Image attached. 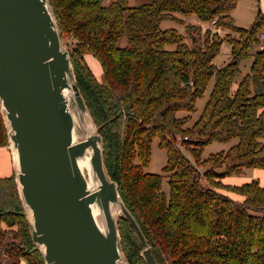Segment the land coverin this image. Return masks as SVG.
Returning <instances> with one entry per match:
<instances>
[{"label": "trees", "instance_id": "trees-1", "mask_svg": "<svg viewBox=\"0 0 264 264\" xmlns=\"http://www.w3.org/2000/svg\"><path fill=\"white\" fill-rule=\"evenodd\" d=\"M107 1L48 0L102 137L107 174L156 264H264V187L222 181L264 168V14L241 28L231 16L237 0ZM192 14L207 28L186 24L188 42L176 29L160 28L164 20L184 25L181 16ZM218 30L238 36L221 38ZM222 40L231 45V60L216 67ZM87 56L99 65L98 77ZM248 57L250 71L234 88ZM154 139L166 153L160 174L146 171ZM232 139L226 151L202 158L210 143ZM6 146L0 108V147ZM117 227L124 259L146 264L128 222L119 218ZM23 262L45 264L12 174L0 177V264Z\"/></svg>", "mask_w": 264, "mask_h": 264}, {"label": "water", "instance_id": "water-1", "mask_svg": "<svg viewBox=\"0 0 264 264\" xmlns=\"http://www.w3.org/2000/svg\"><path fill=\"white\" fill-rule=\"evenodd\" d=\"M0 108L23 215L44 263L128 264L117 227L123 218L145 263L156 264L107 174L102 137L48 0H0ZM75 130L81 134L78 141ZM87 151L96 182L92 188L78 166Z\"/></svg>", "mask_w": 264, "mask_h": 264}, {"label": "rangeland", "instance_id": "rangeland-1", "mask_svg": "<svg viewBox=\"0 0 264 264\" xmlns=\"http://www.w3.org/2000/svg\"><path fill=\"white\" fill-rule=\"evenodd\" d=\"M107 0H104V3H107ZM135 3L134 0H130V4ZM258 11H260L262 14H264V0H237L236 5L234 9L231 11V16L233 18L234 24L237 27L241 28H249L255 19V16L257 15ZM180 16V15H178ZM184 18V25L177 23L173 20H164L160 23L161 29H169L174 28L176 29L180 34L185 36L186 41L188 42V36L186 35L185 31V25L186 24H200L203 29H206L207 26L204 24H201L199 19L196 15H188V16H181ZM213 27H211L212 29ZM213 30V29H212ZM203 32V31H202ZM201 32V33H202ZM218 34L223 38L224 35H228L230 37L238 36L237 33L234 31H227V30H218ZM231 45L225 41L222 40V43L219 48V52L217 55L213 58V64L216 67H222L224 65H227L231 60ZM87 59H89V64L91 66L92 71L94 74L98 77L100 75V68L97 62L92 59L91 57L87 56ZM250 63H251V57L244 58L239 63L240 68V75L236 76L233 87L237 85L239 80L250 71ZM213 86V81L211 80L207 86V89L204 93L203 98L199 99L197 101V108L200 112L205 100L207 99L211 88ZM237 139H232L227 142H212L209 145H207L202 153V158H208L210 155L226 151L231 145L236 143ZM10 146V145H9ZM8 146V149H3V147H0V177L9 176L11 174L12 165H11V157H10V148ZM181 150H183V146L180 147ZM185 154V152L183 151ZM166 153L164 150L160 149L158 146V140L154 139L151 144V156H150V163L147 167L146 171L150 173H161L162 168L166 164ZM251 180H257L259 184L264 187V168H247L243 171L240 175H230L226 176L222 179V181L225 184L229 185H241L244 183H248ZM163 190L167 192L168 187L166 180H163ZM228 195L232 196L235 195L234 193L227 192ZM24 264V262H23Z\"/></svg>", "mask_w": 264, "mask_h": 264}, {"label": "bare ground", "instance_id": "bare-ground-1", "mask_svg": "<svg viewBox=\"0 0 264 264\" xmlns=\"http://www.w3.org/2000/svg\"><path fill=\"white\" fill-rule=\"evenodd\" d=\"M70 111H72V113L74 114V112L71 108H70ZM80 138H81V134H79V132L75 130L74 140L78 141V140H80ZM14 156H15V161H16L17 160L16 159V151H14ZM89 156H90V151H87L86 155L81 160H79L78 166L80 168L82 175L86 179L88 186L90 188H92V187L96 186V182L94 181L93 176L91 174V169H90V165H89ZM119 213H120V209H119V207L116 206V208H114V215L117 216ZM93 214H94V216L97 215V209L93 208Z\"/></svg>", "mask_w": 264, "mask_h": 264}, {"label": "crops", "instance_id": "crops-1", "mask_svg": "<svg viewBox=\"0 0 264 264\" xmlns=\"http://www.w3.org/2000/svg\"><path fill=\"white\" fill-rule=\"evenodd\" d=\"M201 24H203L202 22H201ZM100 68V67H99ZM100 71H101V69H100ZM101 73V72H100ZM3 149H8V146H6V147H3ZM8 151H9V149H8ZM10 153V152H9ZM10 157H11V155H10ZM11 165H12V159H11ZM12 167V170H11V174L10 175H12L13 174V166H11ZM232 197H233V195H232Z\"/></svg>", "mask_w": 264, "mask_h": 264}, {"label": "built area", "instance_id": "built-area-1", "mask_svg": "<svg viewBox=\"0 0 264 264\" xmlns=\"http://www.w3.org/2000/svg\"><path fill=\"white\" fill-rule=\"evenodd\" d=\"M213 23V22H212Z\"/></svg>", "mask_w": 264, "mask_h": 264}]
</instances>
